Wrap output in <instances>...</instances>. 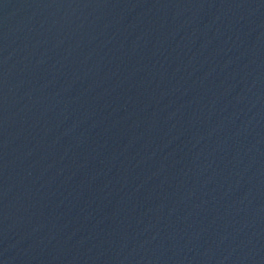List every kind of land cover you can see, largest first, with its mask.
<instances>
[{"label":"water","instance_id":"95a60500","mask_svg":"<svg viewBox=\"0 0 264 264\" xmlns=\"http://www.w3.org/2000/svg\"><path fill=\"white\" fill-rule=\"evenodd\" d=\"M0 264H264V0H0Z\"/></svg>","mask_w":264,"mask_h":264}]
</instances>
